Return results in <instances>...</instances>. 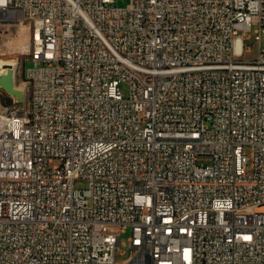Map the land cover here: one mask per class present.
<instances>
[{"label": "built area", "instance_id": "obj_1", "mask_svg": "<svg viewBox=\"0 0 264 264\" xmlns=\"http://www.w3.org/2000/svg\"><path fill=\"white\" fill-rule=\"evenodd\" d=\"M115 1L0 0L38 32L35 108L0 103V264H264V0Z\"/></svg>", "mask_w": 264, "mask_h": 264}, {"label": "rangeland", "instance_id": "obj_2", "mask_svg": "<svg viewBox=\"0 0 264 264\" xmlns=\"http://www.w3.org/2000/svg\"><path fill=\"white\" fill-rule=\"evenodd\" d=\"M129 0H116L115 5L120 7H125ZM256 28V25L252 26V30ZM32 30L27 23L21 22L16 19V21H1L0 22V59L6 62H12L14 59L19 58L21 61L26 58V55H21L20 52L24 46H28L29 39L31 37ZM234 55L239 58L251 59L257 56L259 45L254 41V34L250 33V36L245 39L242 35V31H239L234 35ZM260 47L264 48V33L260 37ZM24 69L33 66V62L30 59L24 60ZM21 72V73H20ZM16 78V86L25 87L26 78L22 71H20ZM25 84V85H24ZM23 91V90H22ZM120 91L124 96L128 95V84L122 83L120 85ZM15 100L13 97L9 96L0 88V103L2 104V109L11 106ZM16 103V102H15ZM198 160L203 162H209L210 157L201 156ZM57 161H54L56 163ZM84 182H76V187H84ZM119 233V232H118ZM129 229H125L124 232H120L119 235V246L115 250V261L121 262L126 259L131 253V247L128 242Z\"/></svg>", "mask_w": 264, "mask_h": 264}, {"label": "bare ground", "instance_id": "obj_3", "mask_svg": "<svg viewBox=\"0 0 264 264\" xmlns=\"http://www.w3.org/2000/svg\"><path fill=\"white\" fill-rule=\"evenodd\" d=\"M16 21V19H8V18H0L1 21ZM21 22L27 23L31 28V20L29 19H17ZM32 34L29 39L28 46H24L21 55H26L22 61L19 58L14 59L12 62H6L0 59V74L6 71L7 66H11L14 71V77L16 78L17 74L22 71L24 74V60L30 59L32 54H38V32L36 28H31ZM21 73V72H20ZM26 78L25 87L16 86L23 90L24 99L21 103H18L14 98L15 102L5 109H2L4 114H6V119L14 122H23L25 120V113H31L32 109L35 108V97H33L34 93V82L32 81L31 76H27L24 74Z\"/></svg>", "mask_w": 264, "mask_h": 264}, {"label": "water", "instance_id": "obj_4", "mask_svg": "<svg viewBox=\"0 0 264 264\" xmlns=\"http://www.w3.org/2000/svg\"><path fill=\"white\" fill-rule=\"evenodd\" d=\"M0 88L18 103L23 101V91L16 87L14 71L11 66H7L6 71L0 74Z\"/></svg>", "mask_w": 264, "mask_h": 264}]
</instances>
